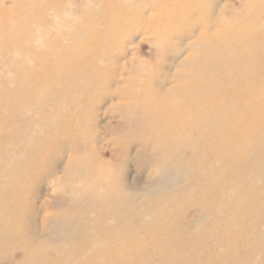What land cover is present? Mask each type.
Wrapping results in <instances>:
<instances>
[{
	"label": "rangeland",
	"instance_id": "rangeland-1",
	"mask_svg": "<svg viewBox=\"0 0 264 264\" xmlns=\"http://www.w3.org/2000/svg\"><path fill=\"white\" fill-rule=\"evenodd\" d=\"M16 1L2 0L0 17L17 9ZM18 1L19 7L25 9L20 17L28 25H14L7 50L0 48V55L6 53L4 58L9 57L5 59L7 63L15 58L12 69L0 62V85L5 89L0 91V99L8 88L10 93L24 91L25 98L19 103L25 115L5 122V106L0 104V236L9 233L11 238L5 236L8 242L0 248V264H101L103 254L92 245L113 240L116 231L123 242L116 251H107L106 264H176L175 259L170 260L171 251L182 240L188 244L198 239L199 229L202 233L207 231L206 241L198 248L200 264H264V255L253 253L254 241L261 240L257 236L264 235V185L249 194L250 202L232 211V216L231 206H224L227 215L223 218L207 217L210 207H217L224 194L232 193L225 190L221 195V188L232 183L238 187L235 182L239 181L241 185L238 192L232 193L231 205L238 203L253 186L252 179L258 180L264 162L259 166L245 155L228 161L224 168L228 173L217 179L211 192L208 186H214L216 177L214 180L207 171L197 174L190 169L178 180L171 179L172 171L157 174L154 152L140 150L142 119H132L137 110L126 96L130 88L143 91L145 85L167 95L185 92L187 88L181 85L178 72L192 70L200 52L216 47L235 22L257 19L264 26V14L253 7L255 0H136L133 9L120 6L119 0H101L99 4L88 0H37L32 4L30 0ZM258 4L264 10V0ZM77 18L84 19V24ZM38 19L44 25L32 24ZM95 21L102 24L105 36L98 76H94L98 71V67L94 71L96 64L87 72L80 65V72H75L73 65L65 67L53 58L46 65L31 62L25 68H31L32 75L24 79L20 60L29 62L31 55L38 52L36 45L41 42L35 44L36 37L51 23L55 22V27L59 24L58 30H62L78 29ZM208 27L210 31L204 33ZM55 62L56 70L63 71L58 75L54 74ZM230 95L225 91V97ZM253 126L255 129L259 125ZM258 128L261 129L254 136L247 132L244 136L250 144L257 145L256 153L264 151V128ZM11 130L16 136L9 142L7 133ZM234 131V135H239ZM29 136L40 141L38 160L31 161L30 174L17 183L10 179L7 165L13 154H24L35 147L26 144ZM80 137H85L82 146L89 156L111 163L126 194L134 196L130 215L107 214L106 208L111 204L103 203L102 198L113 192L99 186L88 187L92 179L74 165L79 155L73 147ZM208 158L209 164L215 160L214 154H208ZM191 164L198 163L194 160ZM158 182L167 187L160 188ZM187 185L198 188L194 192ZM147 192L153 193L151 202L145 200ZM57 217H67L68 230L55 222ZM210 237L219 245L208 242ZM168 238L170 247H163ZM162 248L163 256L151 255ZM223 254L224 259L220 260Z\"/></svg>",
	"mask_w": 264,
	"mask_h": 264
},
{
	"label": "bare ground",
	"instance_id": "bare-ground-1",
	"mask_svg": "<svg viewBox=\"0 0 264 264\" xmlns=\"http://www.w3.org/2000/svg\"><path fill=\"white\" fill-rule=\"evenodd\" d=\"M35 1L37 0H30V3L32 4ZM45 1L50 2L51 0ZM88 1V3L96 2L98 4L101 2V0ZM119 1L120 6H127L130 9L136 7V0ZM0 2H2V0H0ZM18 2L17 0L15 3L17 9L15 8L12 13H7L3 18L0 17V48L3 51L9 46L7 44V39L8 36L13 34L14 25L16 27L28 25V23L23 21L20 17L22 16L21 12H24L25 9L19 7L20 5ZM258 2H260V0H255L253 7L262 15L264 14L263 6L261 8ZM77 20V22L82 21L83 24L85 22L84 19L80 20L77 18ZM32 22L35 26L44 25V21L41 19L32 20ZM54 23L55 22L51 23L50 27H48L47 30L45 29L46 31L42 34L40 33L38 35L39 37L35 36L36 41L34 40V43H41L39 46L36 45L38 52L31 55L30 60H28L29 62L20 60L24 66V71L22 72L24 79L32 75L33 71L31 68H25L29 67L28 65L31 62H38L46 65L50 62L49 60L53 58L54 61L57 59L60 64L63 66L65 65V67L68 64H70V67L73 65L75 72H80L78 70L80 65L82 70H92L94 64H96L94 67V71H96L99 66L98 59L104 55L105 36L102 24L95 21L94 23H90L89 26L87 23L83 26H78V29L75 27L74 29L64 28L58 30L59 24H56L55 27ZM235 23H237L235 26L224 32L219 44H216V47L214 46L215 48L211 47L207 52H200L197 64L192 70L178 72L177 76L178 78L180 77L179 81H181V85L187 88L185 92L179 93V91H177L167 95V93H157L149 85H145L146 89L143 91L130 88L128 91L129 95L126 93L130 102H133V108L135 107L137 110V113L132 115V119H142V134L141 138L138 140L140 141V150L143 152H148L149 150L154 152L153 164L158 166L156 168V173L166 174V172L172 171L173 175L171 179L178 180L179 177L186 175L190 169L195 170L197 174H204V172L207 171L214 180L216 177L214 186H208L210 192L211 188L215 189V185L217 186V179L222 178V176L228 173L227 170L224 169L228 161L237 160V158L245 155L252 158L249 161L255 162L259 166L260 163L264 162V151L256 153L257 145L250 144L248 142L249 140L244 137L247 134L254 136L256 130L261 129L258 128L260 126L264 128V26H262L260 20L257 19L252 20L246 18ZM209 29L210 27L205 29L204 33L209 32ZM4 43L6 45H4ZM14 44L21 46L19 43L16 44L14 42ZM5 55L6 53L0 55V62L6 63L8 67L4 65L7 69H12L14 66L13 60L15 58L13 59V57H11L7 63L6 60L9 57L4 58ZM11 55L14 56L13 54ZM93 60H97V62ZM197 65L200 66L198 67ZM56 66L57 63L55 62L54 74L58 75L63 71L56 70ZM99 68L100 67H98V71L94 73V76L100 74ZM92 79L95 78L92 77ZM21 82H23V84L25 83L23 79H21ZM13 83L15 84V82ZM8 89L10 91V88ZM0 91H5L1 85ZM9 91L3 95V99H0V104L3 107L5 106V122L8 118L11 119L14 116L23 118V115H25V112L20 109L19 103V101L25 98L24 91L15 90L12 93ZM225 91L231 94V97H225ZM183 94L184 97H182ZM1 96L2 95H0V98ZM119 97L122 99L124 96ZM29 99L30 98H28V101ZM61 111L62 110H60V112ZM255 124L259 126L252 129ZM234 129L239 132V135H234ZM18 130L19 127L16 130V135ZM16 135H13L12 130L9 131L7 133V137L11 138L9 142H11L13 140L12 137ZM83 139H85V137H80L78 139V141L80 140L79 143L73 147V150L79 155L74 165L86 171L87 175L92 179V181L88 183L89 188L99 186L113 192H111V196L107 193L102 198L103 203L107 205L111 204L110 207L106 208L107 214L114 213L117 217L127 216V214L130 215V212H132L130 208L135 200L134 196L131 197L130 194H126V189L120 183L121 180L119 181L116 179L111 163L107 161L102 162L97 159L94 160L89 156V153L86 152L82 146ZM76 141L77 140H75V142ZM39 142L38 139L35 141L34 136H29L26 144L32 143L35 147L32 146L25 151L24 154L19 153L10 156L7 165L10 179L20 183L24 175L30 174L29 169L30 166H32L30 165L31 161L38 160L39 151L37 152V149L40 145ZM16 147L18 148V146ZM208 154H214L215 157V160L210 164ZM194 160L197 161V165L191 164ZM183 161H186L185 165L181 164ZM223 169L226 172H223ZM25 172L26 174H24ZM232 182H234V180L230 181V183ZM235 184H237L238 187H234V183H232L225 188H221L223 189L221 190V195L222 191L229 190L233 193L239 189L241 185L240 182H235ZM251 184L253 185L251 189L245 191V195L236 203L238 204L237 207H234L236 204L231 205L234 200L232 198V193L227 195L223 193L224 197L222 203L217 207H210L207 217L217 219L223 218L227 215L224 209L229 206H231L229 212L230 216H232V211H238L240 206L246 203L248 204L250 202V197L248 195L255 192L257 188L260 189L261 185H264V169H262L258 180L252 179ZM158 185L159 187L161 186L160 188L167 187L162 182H158ZM198 185L202 187V182L199 181ZM197 188L198 186L193 188L187 185V189L194 192H196ZM261 188L264 190V187ZM144 197L145 200L151 202L153 193L147 192L144 194ZM111 201H113L114 204H112ZM123 202L124 204H122ZM55 220V222H59L61 226H66L64 229L68 230L67 228L70 223L67 217L66 219L64 217H57ZM127 223L128 221L123 224ZM123 224L120 226H126ZM220 226L221 225L218 226V229H220ZM216 227L217 224L215 229ZM199 234L201 235L198 239L188 244L186 243V239H178L182 241L179 243V246H176V248L171 251L170 260L175 259L176 264H200L198 248L203 245L202 242L204 240L206 241L207 231L203 230L202 233L199 229ZM5 236L10 238L9 233L2 234L0 236V248L4 246V243L8 242ZM113 236H115L113 240L102 241L100 244L92 245V248H100L101 254H103V260L100 261L101 264L107 263L105 262L108 255L107 251L110 249L116 251L119 247L121 248V245H118L123 242V237L119 234V231L114 232ZM257 237H261V240L259 238L257 242L254 241L255 246L253 247V253L256 255H264V235H259ZM209 241H215L216 244L219 245L214 238L210 237L208 242ZM96 242L98 243V241ZM170 242L171 238L164 240L163 247H170ZM162 251L163 248L157 249L152 252L151 255L154 257H161L164 254ZM224 256V254L221 255L220 260L224 259ZM151 259L155 258L151 257Z\"/></svg>",
	"mask_w": 264,
	"mask_h": 264
}]
</instances>
